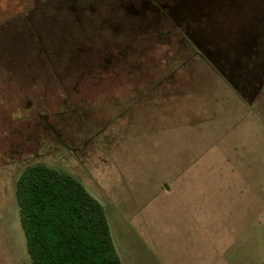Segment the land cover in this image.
<instances>
[{"label": "rangeland", "instance_id": "374dc122", "mask_svg": "<svg viewBox=\"0 0 264 264\" xmlns=\"http://www.w3.org/2000/svg\"><path fill=\"white\" fill-rule=\"evenodd\" d=\"M33 163L122 264H264V0H0V264H31Z\"/></svg>", "mask_w": 264, "mask_h": 264}, {"label": "trees", "instance_id": "16d2710c", "mask_svg": "<svg viewBox=\"0 0 264 264\" xmlns=\"http://www.w3.org/2000/svg\"><path fill=\"white\" fill-rule=\"evenodd\" d=\"M14 192L31 264H122L103 205L73 175L29 164Z\"/></svg>", "mask_w": 264, "mask_h": 264}]
</instances>
